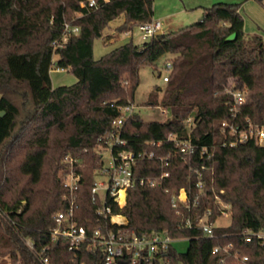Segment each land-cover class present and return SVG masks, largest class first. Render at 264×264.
Returning <instances> with one entry per match:
<instances>
[{
  "label": "trees",
  "instance_id": "1",
  "mask_svg": "<svg viewBox=\"0 0 264 264\" xmlns=\"http://www.w3.org/2000/svg\"><path fill=\"white\" fill-rule=\"evenodd\" d=\"M85 1L0 0V257L10 264H45V258L49 264H102L101 255L84 245L73 251L69 242L53 240L55 215L68 205L65 159L85 157L83 170L75 164L82 174L77 220L93 230L98 218L91 190L101 159L94 149L115 130L121 107L132 103L126 98L134 97L141 68L157 70L154 64L170 54L169 79L151 101L153 107L168 109L170 118L144 122L135 114L122 132L125 148L156 154L154 161L139 163L138 176L159 175V159L168 158L170 177L160 188L130 189L127 205L115 206L114 212L124 215L128 228L140 236L158 231L188 240L186 254L171 248L172 264H230V258L221 263L224 255L213 253L215 246L228 243L250 264H264V245L243 237L248 230L264 229V144L249 140L223 146L221 128L223 122L264 125V36L245 34L239 5L215 3L205 9L204 20L186 30L156 34L141 44L132 40L96 60L94 41L109 24L123 16L117 30L130 33L152 22L154 0H97L99 8L90 13L81 8ZM78 12L83 14L76 17ZM66 23L78 26L80 33L54 48ZM234 33L236 39L228 41ZM53 68L69 71L77 82L54 88ZM229 90L246 93L236 117ZM57 132L64 137H55ZM172 136L210 148V159L198 157V150L192 163L202 173V194L198 173L190 171ZM182 188L192 201L198 195L200 200L197 208L177 213L172 198ZM214 193L231 205V224L216 227L219 238L208 239L195 225L207 208L213 209L212 221L218 218Z\"/></svg>",
  "mask_w": 264,
  "mask_h": 264
},
{
  "label": "built area",
  "instance_id": "2",
  "mask_svg": "<svg viewBox=\"0 0 264 264\" xmlns=\"http://www.w3.org/2000/svg\"><path fill=\"white\" fill-rule=\"evenodd\" d=\"M107 1V0H105ZM83 10L94 11L99 8L97 0H87L81 3ZM83 12L76 13L79 17ZM162 29L160 21H152L140 27L142 40H151ZM80 28L69 23L65 24L64 36L62 41L54 43V48H62L67 40L72 36H78ZM166 67L172 70V64L169 62ZM169 75L163 77L167 82ZM232 97L231 113L236 117L240 106L246 103V93L241 90H229ZM137 113L135 104L130 103L121 107L120 116L114 120V131L106 137L100 139V143L110 152L109 166H105L104 158L101 156L99 167L95 172L96 182L91 190V201L95 206L98 225L90 230L88 227L81 226L77 220L78 198L77 193L80 188L82 174L76 169L75 164L78 160L66 157L65 162L69 167L63 177V186L66 189L68 205L65 210L59 211L55 215L56 227L51 230L53 240L62 239L70 243V250L77 251L84 245L86 250L93 254L101 255L102 264H172L171 248L173 243L178 241L173 239L167 232H153L149 235H138L135 231L128 228L127 218L114 212L115 206L123 209L127 205L128 192L137 186L156 189L163 187L167 178L170 177V162L168 158H160L161 173L155 176L140 177L136 173L139 163L145 161H154L156 154L153 151H134L126 147L127 140L122 138V132L125 124ZM187 126L192 127V119L187 120ZM222 132L225 134L223 146L234 147L240 143L249 140H255L259 145L264 144V125H255L249 123L244 127L237 126L234 122H223L221 124ZM183 157V160L189 164L190 171L198 173V184L200 194L204 190L202 173L193 168V158L199 150L198 157L201 159H210L212 153L208 146H197L189 137L185 140H176L172 136ZM230 139V140H229ZM228 141V142H227ZM157 143H153L155 145ZM202 169H205L203 166ZM168 192V189H165ZM122 193L124 200L122 201ZM185 193V197H182ZM224 193V191H221ZM200 200L196 196L192 201L190 192L182 188L178 195L173 196L172 206L181 213L183 209H195ZM214 203L218 206L219 215L216 221H212L213 209L207 208L203 215H200L196 227L203 232V236L208 239H218L215 228L222 225L225 219H231V205L227 203L220 194L214 193ZM191 217L187 218V226L193 227ZM246 242L257 240L264 245V229L260 231L248 230L243 234ZM30 249H34V244L27 241ZM214 254H223L221 263L228 258L230 264H250L248 256H242L239 250H234L232 243L227 245H217L213 248ZM45 264H49L47 258Z\"/></svg>",
  "mask_w": 264,
  "mask_h": 264
},
{
  "label": "rangeland",
  "instance_id": "3",
  "mask_svg": "<svg viewBox=\"0 0 264 264\" xmlns=\"http://www.w3.org/2000/svg\"><path fill=\"white\" fill-rule=\"evenodd\" d=\"M215 3L239 5V12L245 22V34L250 36H264V0H154L153 21H160L162 29L165 31L178 33L204 20L205 9ZM123 22V16L111 22L105 30L104 36L94 41V59L99 60L113 49L129 43L132 40L137 44L145 42V40H142V33L139 26L134 27L130 33H119L117 29ZM111 40L115 42L112 44L106 43ZM171 57L172 55L167 54L158 60L154 64L157 70L153 65L143 66L140 70V82L134 97L131 98L128 95L126 98L127 101H131L136 105L137 113L144 122L166 121L171 116L168 109L162 106L153 107L151 105L152 97L159 91L162 93L166 86L163 77L170 74V70L166 67L169 62L167 64L166 62L170 61ZM56 58L55 56L54 59ZM51 78L54 88L71 86L77 82V78L72 73L67 70H59L56 68H53L51 71ZM123 80H127L126 75ZM125 87H128V85ZM55 137L63 138L64 135L57 132L55 133ZM96 152L99 153L100 156H103L105 166L108 167L111 159L110 152L106 151L101 143L96 145L94 153ZM73 157L78 158L74 155ZM84 159L85 157L81 158L79 163H77V167L81 170L86 167V163L83 161ZM99 161L96 168L99 167ZM221 223L223 226H228L231 224V219H224ZM0 243H3L1 239ZM173 247L179 253L186 254L189 249V241L180 239L173 243ZM0 264H10L9 258L0 257Z\"/></svg>",
  "mask_w": 264,
  "mask_h": 264
},
{
  "label": "water",
  "instance_id": "4",
  "mask_svg": "<svg viewBox=\"0 0 264 264\" xmlns=\"http://www.w3.org/2000/svg\"><path fill=\"white\" fill-rule=\"evenodd\" d=\"M157 34H161V32L159 31ZM236 34H232L231 36L228 37V41H234L236 39ZM1 115H4V113H1Z\"/></svg>",
  "mask_w": 264,
  "mask_h": 264
},
{
  "label": "crops",
  "instance_id": "5",
  "mask_svg": "<svg viewBox=\"0 0 264 264\" xmlns=\"http://www.w3.org/2000/svg\"><path fill=\"white\" fill-rule=\"evenodd\" d=\"M160 32H161V33H169V32H173V31H165V30L161 29ZM114 42H115V41L111 40L110 42H106V43L112 44V43H114Z\"/></svg>",
  "mask_w": 264,
  "mask_h": 264
},
{
  "label": "bare ground",
  "instance_id": "6",
  "mask_svg": "<svg viewBox=\"0 0 264 264\" xmlns=\"http://www.w3.org/2000/svg\"><path fill=\"white\" fill-rule=\"evenodd\" d=\"M182 197H185V193H182ZM124 200V193H122V201Z\"/></svg>",
  "mask_w": 264,
  "mask_h": 264
}]
</instances>
